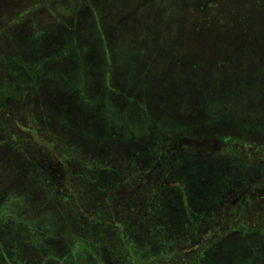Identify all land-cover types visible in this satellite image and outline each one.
<instances>
[{"label": "rangeland", "instance_id": "rangeland-1", "mask_svg": "<svg viewBox=\"0 0 264 264\" xmlns=\"http://www.w3.org/2000/svg\"><path fill=\"white\" fill-rule=\"evenodd\" d=\"M201 1L0 0V200L17 186H29L33 195L25 190L21 198L9 202L11 205H0V264L264 263V240L259 239L258 232L249 234L244 245L231 242L227 248V239L222 241V248L221 244L217 248L196 240L217 211L225 210L240 195L241 178L235 167L239 157L252 164L253 141L264 147V130L244 132L250 122L234 115L246 102L255 109L257 117L263 118L264 72L255 71L250 87H234L229 96H221V82H209L205 88L215 90L210 92L211 97L221 102L209 104V114L192 102V88L182 84L179 89L189 97L174 101L178 104L174 110L172 99L165 100L166 106L160 102L165 112L152 111L147 117L137 116L143 112L138 106L140 95L128 113L102 115L87 108L77 114L78 106L68 109V104L61 106L67 114L57 110L60 104L93 103L98 97L105 98L114 109H121L128 97L129 81L123 77L126 67L132 64V53L139 55L136 73L145 75L138 84L141 94L164 82L167 87L171 85L168 74L173 67L190 64H185L182 57L173 64L174 51L157 50L158 41L178 31L181 26L177 17L183 10L189 11V23L206 24L207 14ZM223 3L216 2L226 22L230 10ZM237 6L236 12L247 7L243 2ZM249 11L254 20L263 10L254 7ZM132 13L130 18L122 19ZM53 29L59 33H48ZM256 51L262 53L257 61L264 63V49ZM33 52L44 54V60L31 57ZM38 59L39 65L32 67ZM203 66L210 65L204 61ZM59 69L71 70L65 74L68 80H60L65 77L60 74L59 80L52 77V71ZM219 78L231 81L228 77ZM132 79V83H137L140 76ZM146 80L151 82L146 85ZM100 87L102 91L94 93ZM203 96L205 93L196 98ZM230 107L235 109L233 113L223 110ZM71 111H75L74 117L68 115ZM211 116L215 124L226 128V134L246 136L240 139L244 142L238 149L235 141L224 143V147L199 138L215 132L217 125L210 123ZM66 118L105 121L111 132L106 137V132L101 131L103 137L97 139L102 144H93L96 131L104 126L97 125L96 131L83 123L63 127L61 121ZM118 154H123L120 163L116 161ZM128 156H132V162ZM20 158L27 163L40 160L41 164H33L29 171L24 162H19ZM82 158L85 160L80 163L77 159ZM46 166L48 173L40 168ZM256 172H261L259 167ZM50 173L65 176L58 183V178ZM53 181L54 187L58 183V192L53 188L40 196L39 186L52 187ZM244 183L249 185L248 193L238 206L249 200L244 202L250 208L247 218H264V199H256L257 194L264 196V186L251 179ZM9 193L12 197L19 194ZM50 217L59 225L42 228ZM231 217L225 214L215 226H210L214 232H205L219 236L231 224ZM209 246H213V259L208 255Z\"/></svg>", "mask_w": 264, "mask_h": 264}, {"label": "trees", "instance_id": "trees-1", "mask_svg": "<svg viewBox=\"0 0 264 264\" xmlns=\"http://www.w3.org/2000/svg\"><path fill=\"white\" fill-rule=\"evenodd\" d=\"M218 1L219 0L201 1V5L203 7L202 9L204 13L206 12L207 14L206 19H208V21L206 24L201 25L200 23H194V22L189 23L190 22L189 19L186 18V15L189 11L185 10L184 12L183 10L182 14L179 13L177 17L178 24L181 26L180 28H178V31L175 34H172L169 37L165 36L163 39H160L158 41L157 50H173L174 51L173 53L174 57L171 58L173 64L175 62V59L176 58L179 59V57H182L183 60L185 59L183 61L185 64H187L188 62L190 64L188 66L187 65L180 66V64H178V66L180 67H177V68L173 67V66H176V64L171 66L174 69L172 72H169L168 74L169 78H171V81H173L171 85L167 87L166 82H164V85L160 86V84H158V87L152 91H149L148 89H144V91L142 90L143 93L141 94L138 88V84H140V82L142 81V78L145 77V75H144V72L140 74L139 72L136 73L135 68L137 67V62H138L137 59L139 58V55L134 56L132 53L130 56L131 58L130 62H132V64L126 67V70L124 71L125 74L123 77V78H127L129 81V83L126 85V88L128 91L127 93L128 97L123 101V107L121 109L119 110L114 109L113 107L109 106L110 102H107L105 98L98 97L97 99L93 101V103H88V102L83 103L81 101H74V103L71 102V103H65L63 105L60 104L57 107V110H59L60 112H63L61 106L63 107L64 105L68 104V109L69 108L74 109L78 106L76 110L77 114L83 113L82 111H85L87 108H91L95 111V113L102 114V115H104L107 112L109 114L112 112H122V111L128 113L129 107L137 103V96L140 95L141 98L138 102V106H141L143 112H140V114L137 116L140 117L141 115H144L147 117L148 114L152 111L153 112H165L163 111V108L161 107L160 102H163L166 106L165 100L169 101L170 99H172L173 100L172 109L174 110L176 106L178 105L174 101H181V98L189 97V95H184L181 92V89H179V87L182 84L183 86L188 85L192 88L193 94L190 95L192 102L193 103L197 102L200 105L201 109L209 114L210 111H208V108H207L209 104L213 103V105H217L221 103V102L218 103V101H215L211 97L213 93H210V92H216L215 90L210 89V88H205L209 82H221L220 87L224 90V92H221V96H229L230 89L234 87H238V86L239 87H244V86L250 87L249 85L250 81H252L256 75L255 71L259 70V71L264 72V63H259L257 61L262 55V53L256 51V50H260V48L264 49V0H223L224 3L222 4V6L226 5L230 10V13L226 14V18H229L228 19L229 22L228 21L225 22L223 20L225 18L222 15V12L219 10V8L221 7L219 6V4H216V2ZM240 2L246 3L247 5V7H245L246 10L244 9L240 12H236V7L239 8L237 5ZM252 2L256 4H253L252 6ZM254 7H258L263 10V11H258L259 12L258 16L255 19L253 18L258 23L250 19V17L252 16V11H249V10L254 9ZM133 15H134L133 13L129 14L128 16H125L122 19L123 20L128 19ZM53 30H54L53 32H50L51 30H49L48 33H59L58 29H53ZM145 34L149 36L147 32H145L144 35ZM199 34H201L199 38L194 37V35L197 36ZM137 48L138 47H136L135 49ZM141 51L142 49L140 50L139 54L141 53ZM34 56L37 58L40 57L44 60V54L41 55L40 52H33L31 57H34ZM262 57H264V52H263ZM112 58H114V55L110 59ZM196 59L197 61L195 62ZM204 61L207 62L210 66L204 67L203 66ZM39 62L41 61H39L38 59V61H35L32 64V67L38 66ZM252 62H254V64ZM84 70L86 72V67H84ZM221 70L223 71L220 72ZM64 71L65 72H63V70H60V69L58 71H52L53 72L52 77H55V79L59 80L58 78L59 74L60 76H63L65 74H68L71 70H64ZM99 72L100 71H98V73ZM216 72L218 73L216 74ZM72 75H74V71L72 72ZM134 75L140 76V79L137 83H132L133 82L132 78ZM215 75H216V79H215ZM218 76L228 77L230 78L231 81L229 82L228 79L226 80L221 79V78L218 79ZM52 77H51V80L54 81ZM166 77H167L166 75L162 76V79L165 81ZM123 78H122V81H124ZM234 79H236L237 81H234ZM60 80H68V76L65 75V77L63 76V79H60ZM146 81H147L146 85L147 83L151 82V80H146ZM101 91L102 90L100 87L94 93H99ZM24 93H27L28 96L30 95V93L26 91ZM204 93H205V96H203L202 98L200 99L196 98L197 94L203 95ZM155 96H157V98H155ZM131 97L134 98V101L130 100ZM245 106L243 108L239 107L238 109H236V111L235 109H232L231 107H230L231 109L223 108V110L229 111L230 113H233V111H235L234 115L245 119L246 122H250L249 127L244 132H247L250 129H256L257 131L264 130V116L263 118L257 117L256 115L257 112L255 111V109L249 108L246 102H245ZM74 112L71 111V113H69L68 115L70 117H74ZM1 113L2 115L5 114L3 111H1ZM63 113L67 114L65 112ZM6 116H7L6 119L9 120L10 117L8 115ZM210 118H211L210 123L213 125H217L213 122L212 116ZM34 122L38 128L36 119L34 120ZM61 122L63 124V127L64 126L68 127V126H72L74 124H80V123L89 124L92 126V128L95 131H96L97 125L104 126L105 128L99 131H96L97 137H94L95 135L93 136L94 137L93 144H96L95 142H99L98 144H102L103 141L97 138L103 137V136L107 137V135H109L111 132L110 129L108 128L109 125H106L105 121L97 122V121H91V120H85V119L84 121H74V119L69 118L67 120H62ZM30 123L33 126L32 121ZM43 124H44V121L42 125ZM220 126L221 125L214 126L216 127L214 133H211L208 135L202 134L203 136L199 138H202L201 140L208 138L209 140H211V142L221 144L224 147H225V144H230L233 141H235L237 143V144H234L235 148L238 149V145H242L244 142V140H240V139L241 138L246 139V136H242L241 138H235L232 134H226L227 132L224 131L226 130V128H221L222 126L221 127ZM25 128H28V127L25 126L23 128L25 132H27ZM218 129H220L219 130L220 132L218 131ZM101 131L106 132V134L103 136L100 135ZM261 137L263 138V136H259V138ZM254 143L257 144L258 142L253 141V146L255 147V153L253 154V157H252L253 159L250 158V160L252 159V164L245 163L244 158L241 156L239 157L240 161L237 163V165H235L236 175L239 176V178H241L240 179V185H241L240 195L236 199H232L230 204L225 206L226 208L225 210L223 208L222 212L220 213H218L219 211H217L214 219L209 224H207L208 227L204 229V231L199 236V238H196V240L200 244H204V245L213 244V246L216 245V247L219 244H221L220 248H222V247H225V246H222L223 245L222 241L224 242V240L227 239L228 244L226 248L230 246L229 243L231 242L232 243L237 242L238 245L240 244L244 245V243L247 241L248 237L250 236L249 234H251L252 232H258L259 233L258 235L260 236L259 239L264 240V228L262 229V227H264V218L262 217H253L252 219L247 218L248 210L250 208H247L246 206H244V202H247L249 200L244 201L242 207L238 206L239 201L245 199L244 196L245 194L248 193L246 191H248L247 188L249 185L245 184L244 182L249 181L251 179V180L258 182L259 186H264V150H263L264 147L256 146ZM227 148H229V145L227 146ZM24 153H27V152L24 151ZM49 155H52V154H49ZM118 155H119V160L116 159V161L117 163H120L122 159V158L120 159V155L122 157L123 154H118ZM131 157L128 156V159ZM19 160H20L19 162H24V164L29 169V171H32V169L34 168L33 164L35 165L37 163L41 164L40 160L32 161L30 163H27L28 160H25L24 158L22 159L20 158ZM77 160L80 163H82L83 160L85 159L82 158V159H77ZM45 161L48 162V160H45ZM45 161L43 163H45ZM60 161L64 163L62 160ZM49 164L54 165L52 164V162ZM256 167L257 169L259 167L261 172H256L257 171V169H255ZM40 168H42L41 169L42 172H47V173L49 172L48 166L44 168L43 167H40ZM50 174L53 175V178L54 176L58 178V183H60L62 178L65 176V173H63V175L60 177L57 176L58 174L57 175H54L52 173ZM55 181H53L52 187L44 185V184L40 185L39 186L40 187L39 190L41 193L40 196H42L43 193L53 188H54V191L56 192L59 188H57L58 183L55 184V187H54ZM17 187L20 188V186H17ZM17 187L10 188L6 193L7 196H2V199L0 200L1 206L6 207V205L9 202L12 204V202H15L16 200H18L19 198L22 197L21 194H24L25 190H26V193H28L29 195H31V197H33V195L29 193L30 192L29 186H21L22 188H20L19 191L16 190ZM43 187H45L44 190H42ZM10 191H13L14 193H17V194L19 193V194L15 197H12L10 196L11 195L9 193ZM262 197L264 199L263 195L258 196L257 194L256 199L262 198ZM41 210H44V209H41ZM46 214L52 215L50 214V212H46ZM225 214L226 216H229V217H231V214H236V215L231 217V220H229V223L231 222V224L227 225V227L224 229L223 232L218 233L219 236H217L216 233L209 234L205 232L207 230L214 232V228L210 226L214 225L215 222L217 224V220L224 217ZM52 220L53 219L51 218L50 222L48 224L46 223V225H50V224L52 226L59 225L57 222L55 224ZM244 228H245V232H243ZM203 233H205L204 236H203ZM230 237L231 238L233 237V238L230 240L229 239ZM213 246L208 247V255L211 259L214 258L213 249H210V248H213Z\"/></svg>", "mask_w": 264, "mask_h": 264}, {"label": "flooded vegetation", "instance_id": "flooded-vegetation-1", "mask_svg": "<svg viewBox=\"0 0 264 264\" xmlns=\"http://www.w3.org/2000/svg\"><path fill=\"white\" fill-rule=\"evenodd\" d=\"M47 226H48V225H46V224L44 225V224H43V225H42V228H46ZM50 237H51V236H50ZM36 239L39 240V239H40V236H37ZM28 255L31 256L32 253L30 254V252H29ZM35 259H36V257L34 258V260H35ZM44 259H45V257H43V260H44ZM39 264H40V262H39ZM41 264H42V263H41Z\"/></svg>", "mask_w": 264, "mask_h": 264}]
</instances>
